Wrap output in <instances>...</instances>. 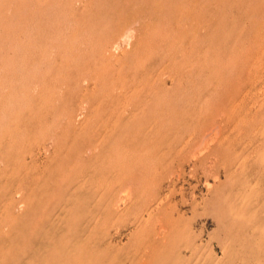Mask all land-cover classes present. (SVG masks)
<instances>
[{
    "label": "rangeland",
    "instance_id": "1",
    "mask_svg": "<svg viewBox=\"0 0 264 264\" xmlns=\"http://www.w3.org/2000/svg\"><path fill=\"white\" fill-rule=\"evenodd\" d=\"M0 264H264V0H0Z\"/></svg>",
    "mask_w": 264,
    "mask_h": 264
}]
</instances>
